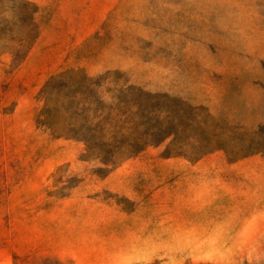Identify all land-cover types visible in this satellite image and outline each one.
<instances>
[{"label":"rangeland","instance_id":"374dc122","mask_svg":"<svg viewBox=\"0 0 264 264\" xmlns=\"http://www.w3.org/2000/svg\"><path fill=\"white\" fill-rule=\"evenodd\" d=\"M21 1L0 0L5 40L34 33L17 23ZM31 1L39 36L26 57L0 48V264H264V234L219 233L260 212L212 194L209 167L190 171L264 156L251 152L264 150V0ZM78 38L61 59L45 45ZM67 71L53 132L38 123L41 93ZM85 76L98 82L85 114L73 96L66 113L62 95ZM160 107L166 131L180 118L181 149L148 142ZM103 111L115 124H100ZM88 136L111 146L88 153Z\"/></svg>","mask_w":264,"mask_h":264},{"label":"trees","instance_id":"16d2710c","mask_svg":"<svg viewBox=\"0 0 264 264\" xmlns=\"http://www.w3.org/2000/svg\"><path fill=\"white\" fill-rule=\"evenodd\" d=\"M16 8L19 11V17L17 19V23L19 24V26H25L27 29H30L31 31V35H32V31L34 32L32 37L31 36H27V34L25 36H19L18 39L12 38L11 40H5V38H2L0 36V48H2L3 51H8L12 54L13 59L16 60L18 58L19 61H22L29 49L31 48V46L35 43V41L37 40L38 36H39V31H38V26L36 24V14L38 11V7L36 6V4L31 1V0H24L19 2V4H17ZM2 22H0V35L2 32ZM73 72L71 71H67L65 73H62L54 78L51 79V81H49V83L44 87L43 91H42V97L45 100V107L42 109V111L39 114L38 117V123L41 126H45L47 129L56 132L57 128H55V124L53 122V117H52V112L54 111V108L51 107V97L52 95V89L54 88L53 86H57L58 87V83L61 85H59V89L58 91L62 92L63 90H67L69 89L70 86V82H69V75H72ZM111 75V73H108ZM111 77V76H110ZM110 77L106 78V79H110ZM83 90L81 91H75V93L72 95L71 93H66L63 96V104L64 106H67V112L69 113V111H71V109H73L74 105L70 106V102L69 99H71V97H80L82 98L81 101L78 103V110L81 112L80 114L84 115L85 114V106L87 104V97H89L91 87L92 86H98V82L96 79L94 78H89L87 76H85L84 80H83ZM136 90H134V88L132 87H128V88H123L121 90V93L126 94L125 96H129L130 94H133ZM91 95V94H90ZM87 96V97H86ZM160 98L164 99L166 97L160 96ZM119 99V97H118ZM122 102H120L121 104L124 102L123 100H121ZM81 106V108H79ZM104 111L98 116L101 118L100 120V124L104 125V124H110L113 125L115 124V118L112 117H105L103 115ZM151 113H159L158 116L155 118V122L156 124L153 126L151 133L147 134L148 137V142H150L151 144H158V143H162L165 140H167L168 138L172 137V142L170 143L169 147L173 148L175 147L176 149H181V147L183 146V143L179 141V136L181 134H179L181 132L180 130V118H174L173 123H175V128H173L174 130H167L166 131V125L168 122V119L165 116V112L163 110V108L160 107V109H155L153 110ZM111 115V114H110ZM109 115V116H110ZM170 120V119H169ZM196 121V117L191 115V122L195 123ZM87 124H92V122H90V120L86 121ZM99 128V127H98ZM243 129V128H240ZM103 131H104V127H103ZM258 131L260 132H264V124L260 125L258 128ZM113 138V137H112ZM84 141H86V151L89 152H96V151H101L103 150V146H111V144L109 143L108 140H106L105 138H100L98 136H88ZM138 140H132L131 138H129L128 142L125 144L127 147H134L136 145V143ZM253 141V140H252ZM132 142V143H131ZM252 145H259L256 144V142H251ZM220 147V146H219ZM106 148V147H105ZM144 148V146L142 147H138L136 146L135 150L131 151V154L128 156H132L133 154H135L136 152L141 151ZM252 151L251 152H261L264 153V150L262 148H260L259 146L256 147H252ZM99 153V152H98ZM117 152H113V155H111L110 157L113 158H117ZM100 156L105 157V154H100ZM114 164V163H113Z\"/></svg>","mask_w":264,"mask_h":264},{"label":"crops","instance_id":"0c3cea01","mask_svg":"<svg viewBox=\"0 0 264 264\" xmlns=\"http://www.w3.org/2000/svg\"><path fill=\"white\" fill-rule=\"evenodd\" d=\"M82 42L81 38L74 41L53 43L48 42L45 45L54 58H65L66 54L76 48ZM57 44L56 47H53ZM192 172L198 171L202 168L201 173H206L201 178L208 180L210 178L211 193L219 195L220 192L224 194H237L242 196V207L249 211L260 212L258 216L247 219L242 226L238 227L236 224L227 223L228 227L243 228L245 230L236 231H220L219 233H245V234H264V156L255 155L250 160L245 162H218V163H199L194 165ZM197 174V173H196ZM196 177L188 173L185 175V187H192L190 183ZM236 201V200H235ZM239 201V200H238ZM236 203V202H235ZM235 206V205H234ZM233 225V226H232ZM248 229V230H246ZM189 233H205L203 231L191 230ZM211 233L209 231H206Z\"/></svg>","mask_w":264,"mask_h":264}]
</instances>
